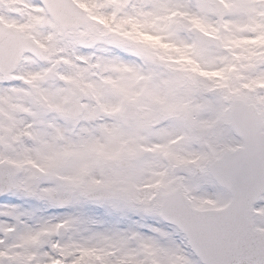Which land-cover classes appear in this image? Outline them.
<instances>
[{"label":"snow or ice","instance_id":"snow-or-ice-1","mask_svg":"<svg viewBox=\"0 0 264 264\" xmlns=\"http://www.w3.org/2000/svg\"><path fill=\"white\" fill-rule=\"evenodd\" d=\"M0 264H264V0H0Z\"/></svg>","mask_w":264,"mask_h":264}]
</instances>
